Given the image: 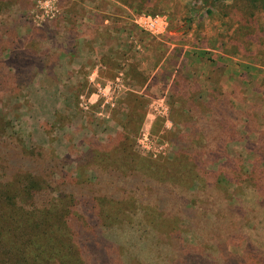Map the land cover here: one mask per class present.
Segmentation results:
<instances>
[{
	"label": "rangeland",
	"instance_id": "rangeland-1",
	"mask_svg": "<svg viewBox=\"0 0 264 264\" xmlns=\"http://www.w3.org/2000/svg\"><path fill=\"white\" fill-rule=\"evenodd\" d=\"M41 2L0 0V183L39 174L36 211L84 215L85 201L101 217L124 218L125 239L158 223L145 204L135 214L130 206L155 185L177 212L189 199L211 201L217 182L241 184L234 198L260 196L245 187L264 183V0H56L52 14ZM11 155L16 171L1 167ZM206 207L198 216L214 222L219 211ZM181 229L140 252L123 245L120 264L220 255L184 253L205 250L210 234ZM249 234H225L221 251L254 264L260 231ZM8 252L0 245V264L13 263Z\"/></svg>",
	"mask_w": 264,
	"mask_h": 264
},
{
	"label": "trees",
	"instance_id": "trees-1",
	"mask_svg": "<svg viewBox=\"0 0 264 264\" xmlns=\"http://www.w3.org/2000/svg\"><path fill=\"white\" fill-rule=\"evenodd\" d=\"M10 158L12 163L8 165L7 162L6 166L1 167L6 170L12 166L16 171L18 167L16 161L12 160L13 155ZM191 171L198 173L201 169L197 167L192 168ZM41 177L39 174H23L17 185L13 183V179H11L12 181L7 180L4 184L0 183V245L7 243L8 253L13 260V263L11 261L10 264H84V251L104 264H120L118 252L123 245L130 244L131 248L140 252L139 249L143 247L150 249L155 246L156 234L164 235L166 232H171L177 236L182 230L181 227L188 226L210 234V239L206 240L210 245H205V250L200 249L199 245L188 246L189 248L185 249L184 253L199 251L208 257V251L218 250L221 252L216 258L211 257L210 260H207L206 264L208 261L209 264H238L236 256L227 254L224 247L221 251L225 234L230 235L236 231H242V234L248 235L244 237L242 235V238L251 242L252 238L249 233L260 231V243H257V247L254 249L256 251L260 249V257H257L254 264H264V183L260 182V185L257 184L258 186L245 187L252 191L260 188V196L255 198L247 197L246 192L242 193V197L234 198L235 190L236 193L241 194V188H243L241 184L235 182H217L213 186L203 183V189L208 186V190L214 198L211 201L189 199L191 201L188 200L185 204L181 203L179 212L172 208L177 199L167 196L169 195L167 192H159L160 188L155 185L153 187L154 197L152 195L150 199H146V202L133 200L130 206L135 214L141 204H145L144 208L157 213L153 220L158 223L155 222L151 228L145 224L141 229L133 230L131 237L125 239V234L118 229L124 225V218L121 221H116L106 216L101 217L100 213L95 211L96 206H90L85 201L77 203L84 215L69 217V215H63L60 212L45 213L43 209L36 211L34 206L38 204L37 200H40L39 192L46 186L40 179ZM139 180V176L136 175L135 183H138ZM57 183L60 185L59 181ZM192 188L191 186L188 191ZM16 195L24 196L34 208L25 209L28 207V201L17 200ZM65 198L66 204L71 203L70 207L75 206L72 198ZM206 205H209L206 208L219 211L214 214V222L201 219L198 216V210L205 209ZM4 208L6 211L2 212ZM129 226L131 229L134 228L133 223ZM20 230L23 233H20L19 237H15ZM168 242L171 243L172 240ZM172 245L173 243L169 244V248ZM179 255L181 254L179 253ZM196 256L194 253L192 254L189 264H198L199 258ZM111 261L113 262L111 263Z\"/></svg>",
	"mask_w": 264,
	"mask_h": 264
},
{
	"label": "clouds",
	"instance_id": "clouds-1",
	"mask_svg": "<svg viewBox=\"0 0 264 264\" xmlns=\"http://www.w3.org/2000/svg\"><path fill=\"white\" fill-rule=\"evenodd\" d=\"M56 0H42L41 7L47 14H52L55 11Z\"/></svg>",
	"mask_w": 264,
	"mask_h": 264
},
{
	"label": "built area",
	"instance_id": "built-area-1",
	"mask_svg": "<svg viewBox=\"0 0 264 264\" xmlns=\"http://www.w3.org/2000/svg\"><path fill=\"white\" fill-rule=\"evenodd\" d=\"M146 22H147V21H144V23H146ZM149 22H151V21H149ZM154 23H155V24H153V23H149L148 26L152 27L153 29H154V28H157V27H156V21H154Z\"/></svg>",
	"mask_w": 264,
	"mask_h": 264
}]
</instances>
